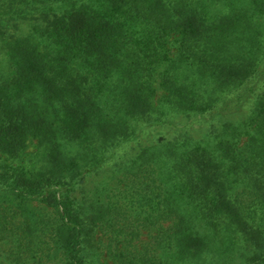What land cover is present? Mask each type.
Segmentation results:
<instances>
[{"label":"trees","instance_id":"16d2710c","mask_svg":"<svg viewBox=\"0 0 264 264\" xmlns=\"http://www.w3.org/2000/svg\"><path fill=\"white\" fill-rule=\"evenodd\" d=\"M0 264H264V0H0Z\"/></svg>","mask_w":264,"mask_h":264}]
</instances>
